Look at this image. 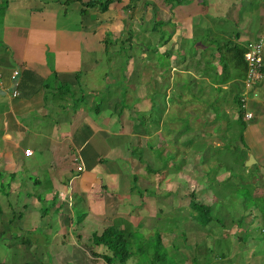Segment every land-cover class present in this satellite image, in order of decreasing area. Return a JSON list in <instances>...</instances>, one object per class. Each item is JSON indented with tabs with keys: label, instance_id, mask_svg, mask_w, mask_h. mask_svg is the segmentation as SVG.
<instances>
[{
	"label": "crops",
	"instance_id": "crops-1",
	"mask_svg": "<svg viewBox=\"0 0 264 264\" xmlns=\"http://www.w3.org/2000/svg\"><path fill=\"white\" fill-rule=\"evenodd\" d=\"M90 1L93 0H0V180L3 181L0 185L8 189L6 207L1 208V217L5 218L1 228H6L5 233L11 240L12 235L26 231L29 243L24 244L19 239V246H23L21 243L32 246L39 240L44 242L49 250L40 264H107L101 256L94 255V251L95 254L104 251L92 244L93 235L101 234L105 227L94 232L87 221L109 215L107 202L113 197L118 199L111 195L116 190L122 194L128 187V165H124L126 157L121 152L128 141L124 140L121 151L119 146L110 143L112 135L126 136L128 130L125 124L123 129L116 125L123 120L120 113L109 108L106 111L91 109L93 101L88 95H82L79 103L71 97L76 95L72 90L79 85V78L89 86L90 77L84 80L80 75L86 70H91L93 75L101 55L107 54L106 41L110 44L112 37L125 34L127 21L134 23L141 17L139 10L149 8L153 30L163 36L158 46L169 61L167 66L161 67V72L157 63L151 64L152 81L169 84L166 103L172 100V91L181 92L175 97V106L191 104L194 108L183 109L188 113L182 114L185 118L191 116L188 129L196 128L202 137L210 138L204 139L208 147L202 142L198 145L192 140L184 142L181 146L184 153L195 150L208 155L210 148L237 153V148L241 147L248 156L246 161L254 155L256 163L261 165V173L258 177L251 175L248 182L262 186V189L256 188L254 194L262 195L259 202L264 203V77L254 87H247L246 62L234 57L235 50L246 49L249 43L264 39V0H258L257 6H248L250 0H183L182 3L112 0L106 11H102L99 4L85 7ZM128 5L133 8L127 9ZM83 9L88 10L84 13ZM133 10L135 12L131 13ZM226 40L229 45L225 44ZM130 61L133 64L134 61ZM133 70V65L129 66L128 72L133 73ZM153 70L158 72L154 74ZM180 74L183 75L180 77ZM105 79L110 85L117 81L107 74ZM199 85L202 92L195 90H199ZM210 90L219 95L215 111L210 104L201 102L211 99L206 95ZM244 96L247 97L245 108L241 102ZM195 99L200 102H194ZM244 110L252 112L253 118L246 120ZM216 111L222 117L216 115ZM129 120L133 121L134 131L138 121L134 117ZM237 127L239 131L233 136ZM136 131L142 133L140 129ZM213 140L216 142H211ZM29 148L34 154L26 156L24 152ZM218 162L216 174L219 169L226 168ZM80 165L83 170L79 172ZM218 177L216 182L230 180ZM26 186H35V189L27 192ZM23 189L28 198L26 204L19 205ZM83 198H86L84 202ZM78 201L89 210L86 220L78 224L81 228H75L74 211L64 210V206H73ZM22 206L28 208L25 209L27 214ZM260 206L242 216L246 224L236 218L228 229L237 241L232 240L231 245L238 252L245 251L242 245L250 243L243 254L246 264H256L261 246L264 247V206L259 209ZM50 210L51 214H43ZM53 214L59 221L65 218L64 225L55 227L54 232L46 229L50 227L47 222ZM40 228L45 230V235L39 234L42 233L38 231ZM66 232L69 233L67 238ZM246 232L249 238L243 239ZM53 241L56 243L52 244ZM68 243L76 253L63 255L66 258L49 254L51 249H68ZM229 256L230 253L224 254L223 258Z\"/></svg>",
	"mask_w": 264,
	"mask_h": 264
},
{
	"label": "rangeland",
	"instance_id": "rangeland-1",
	"mask_svg": "<svg viewBox=\"0 0 264 264\" xmlns=\"http://www.w3.org/2000/svg\"><path fill=\"white\" fill-rule=\"evenodd\" d=\"M248 3H250L248 6H257L255 3H258V0H250ZM128 6L127 9L133 8V5ZM148 10L149 8L145 11L139 10V13L142 14L141 17H137L134 23L127 21L125 34L112 37L111 43L107 47V54L101 55L98 66L94 67L93 75L91 70H86V73L80 75L84 80L90 77L88 79L89 86L79 78V85L74 86L72 90L76 95L72 96L71 99H74L76 103H79L78 99L82 95H88L93 101L91 105L93 108L99 107L103 111L109 108L114 112H121L124 107L125 110L121 114L123 120H119V124L116 125H121V129H123V124H125L128 130V135H112L110 139V143L119 146L120 151L124 140L128 141L127 148L125 147V150L122 149L121 151L126 157L124 160L127 164L124 165H128L126 169L128 172V187H125L122 194L118 190L114 194L111 193V196L116 195L118 199H115V197L111 199L109 196L110 200L107 202L110 208L109 215L96 220L89 219L87 221L88 225L91 231L97 232L99 228H106L109 225L124 228L127 226L126 224H129L131 231L134 232V238L129 242L132 257L126 264H192L193 260L196 264H246L243 254H246L250 243L242 245L246 247L245 251L238 252L237 249H234V245H231L232 240L235 243L237 241L233 239L234 237L230 235L228 229L232 218L236 217L240 219V222L246 224V220L242 216L247 213L251 214L258 208L262 195H255L254 192L256 188L262 189V186L248 182V179L251 175L258 177V174L261 173L259 170L261 165L259 166L255 162L251 166H246V161L244 167L242 164L243 157H240L237 153H231L232 151L229 150L224 153L220 149L210 148L208 155L198 154L195 150L184 153L183 148H181L184 142L192 140L197 145L202 142L207 146L204 139L210 138L202 137L201 131H195L196 128L194 127H192L194 130L188 129V124L190 125L189 117L191 116L185 118L184 115H188V113H184L185 110L183 109L193 110L194 108L191 104L185 105V107L175 106V97H179L181 92L172 91L170 93L172 100H167L166 103L164 100L168 95L169 84L152 81L151 64L157 63L156 67L161 72V67L167 66L169 61L160 51L158 45L161 44L160 40L163 36L158 31L153 30L154 21H149L150 11L147 12ZM133 12L135 10L131 13ZM254 12L255 15L258 14L257 11ZM74 18H77V14H74ZM253 19H256L255 16H253ZM136 21L138 22L136 23ZM131 59L134 61L133 64L130 61ZM132 65L134 70L133 73H130L128 72L129 66ZM105 72L108 77H116V84L110 85V82L106 81ZM157 72L153 70L154 74ZM182 75L180 74V77ZM155 79L156 77H154ZM199 86V90L196 88L195 90L202 92L203 88L201 85ZM179 87L181 88V84H179ZM123 91L126 92V95ZM206 95L211 96V99H203L201 102L210 104L213 111L217 110L218 102H220L218 93L215 90H210ZM91 101L89 104H91ZM194 102L199 103L200 100L195 99ZM100 103L101 105H99ZM218 113L216 111L215 114L222 117ZM131 117H134L136 122L138 121L136 124L138 128L136 126L135 128L140 129L141 134L135 133L137 132L136 129L133 131V121L129 120ZM162 118L165 119L162 124V131H158L152 136L143 132L142 123L150 124L151 130L154 131L157 129L156 124H159ZM230 126L233 127L234 125ZM171 127L175 128L171 129ZM238 131L237 127L235 133L233 132V136ZM191 135L193 136L190 137ZM230 141H233V138ZM199 149H203V147H199ZM143 161L146 162L143 163ZM217 161H219L220 166L225 163V169L227 170L221 171L219 169L216 174L215 164ZM147 166L158 170L160 173L156 174L149 171ZM211 168L214 170L212 173L207 174L206 172ZM133 175H138V180L134 185V190L132 188L130 193V185H133L132 179L135 177ZM217 176H219V179L227 178L230 180L216 182ZM204 179L206 181L202 183ZM0 182L3 181L0 180ZM189 184L190 186H188ZM207 188L211 195L209 191L207 192ZM32 189H35V186H26L27 192ZM7 190L5 185H0V230L2 229V222L5 220L1 217V208L6 207ZM191 191L197 194L196 200L198 202L211 205V212L216 220L213 224L205 226L204 223L199 221L198 214L190 208ZM20 193L22 194L19 196L21 202L19 205H24L28 195L24 189ZM126 195L129 196L126 198ZM214 197L219 198V200ZM9 198L13 197L10 196ZM85 200L86 198H83L82 202ZM262 204L264 205V203ZM22 207L24 208L22 211L27 214L28 210L25 209L28 208ZM261 208L262 206L259 207V209ZM64 210L66 212L74 211L76 216L73 219L76 224L75 228H81L78 224L86 220L85 215L89 211L79 201L78 204L74 202L73 206H64ZM51 212L52 210L50 212L44 211L43 214H51ZM49 216L46 217V220L52 219L47 222L48 227L54 225V228L46 227L47 230L54 232L55 227L64 225V217L60 218V222L55 214L50 218ZM237 225L240 228L242 227L240 223H237ZM43 228L38 229L39 232L42 231V233H39L41 235H45V228ZM225 232H227L228 237L225 236ZM23 233L25 234L16 233L12 235L14 236L13 240L8 237L10 239L8 241L7 238L2 237L3 234L0 235L3 239L2 243L0 242V264H40L44 262L49 247H46V244L40 240L35 241L37 244L34 243L32 246L23 243H21L23 246H19L20 236L27 235L26 231ZM209 233L212 234L209 235ZM246 233L242 235L243 239L249 236V233ZM159 234L163 235L165 247H161L159 250L149 249L146 240L152 237L154 241L152 239L148 242L149 245L158 246L155 239H158L156 237ZM65 235L67 238L69 233L66 232ZM60 237L62 238V236ZM211 240H214L212 245ZM54 243L56 242L53 241L52 244ZM11 245L14 247V251L9 248ZM67 248L51 249L49 254L66 258L63 255L76 253V250L72 249L69 243ZM138 248L141 252L138 251ZM261 249V255L256 258V264H264V247L261 246ZM100 251L107 252L106 247H101ZM222 253L227 255L230 253V256L224 259L221 257ZM154 256H157L159 260L153 263ZM258 260L260 261L258 262ZM47 264L52 263L47 262Z\"/></svg>",
	"mask_w": 264,
	"mask_h": 264
},
{
	"label": "trees",
	"instance_id": "trees-1",
	"mask_svg": "<svg viewBox=\"0 0 264 264\" xmlns=\"http://www.w3.org/2000/svg\"><path fill=\"white\" fill-rule=\"evenodd\" d=\"M173 1H177L178 3H182L183 0H173ZM112 3V0H93V1H90L86 4H84L85 7H94L95 5H100L102 7V11H106L110 4ZM88 9H83V12H87ZM107 47L109 45V41L107 42ZM225 44L226 45H229V41L226 40L225 41ZM231 50H232V47H231ZM246 52V49H242L240 48L235 50V53H234V57L236 58V60H240L241 58L244 59V54ZM245 61V59H244ZM124 94L126 95V92L123 91ZM97 105V104H96ZM101 105V103L99 104ZM91 109H96V110H100L99 107H90ZM116 108V106H115ZM123 109L124 107L122 108L121 112H118L120 114H122L123 112ZM162 120L159 121V124H156L157 125V129L152 131L151 130V127H150V124L146 125V123H142V130L144 133L148 134L149 136H152L154 135L155 132L157 131H160L161 128H162ZM237 153L240 152L239 156L240 157H243V161H242V164L244 165L245 167V162H246V159H247V154H246V151L243 150L241 147H238L237 148ZM142 153V152H141ZM236 154V153H234ZM240 164V163H239ZM223 165H225V163H223ZM151 166V165H150ZM148 167L149 171L153 172V173H160L158 172V170H154L152 167ZM214 169H210L208 172H206L207 174L209 173H212ZM217 170V169H216ZM135 176L133 178V190H134V185L137 183V180H138V175H133ZM209 178V177H207ZM205 178V179H207ZM203 180L202 183H204L206 180ZM210 179V178H209ZM190 186V184L188 185ZM6 195H8V193H6ZM196 196L197 194L194 192V191H191L190 192V208L196 212V214H198V217L199 218V221L204 223L205 226L208 225V224H213L215 220V217L213 216V213L211 212L212 208H211V205L209 204H203V203H200L196 200ZM262 206H264L262 203H260ZM263 209V208H262ZM2 210V209H1ZM234 220H236V217L232 218L231 222H233ZM129 223V222H128ZM127 226H125L124 228H121L119 226H112V225H109L107 226L103 232L101 234H98V233H95L94 236H93V239H92V244L95 245L96 247L97 246H100V247H106V251H104V253L102 254H95V251H94V255L95 256H101V258H103L107 264H126L127 261L132 257V250L130 249L129 247V242L133 240L134 238V232L131 231L130 229V226L129 224H126ZM3 228L0 230V235H2L5 231H2ZM212 234V233H209V235ZM8 234L7 233H4L2 235V237L7 238V241L10 240L8 239ZM152 236V235H151ZM2 237H0V242L3 241ZM210 237V236H209ZM158 239H155L158 246H150L148 242L152 241V237H149L147 240H146V244L148 245L147 247H149V249H155V250H159L161 247H165L164 245V242H163V235H157ZM21 240V242H23L24 244H27L29 243V239L27 236L25 235H22L20 236L19 238ZM132 239V240H131ZM154 241V239H153ZM211 245L214 243V240H211ZM2 243V242H1ZM0 243V244H1ZM154 243V242H152ZM174 245V244H173ZM172 245V246H173ZM138 251L141 252L140 248H138ZM134 252V250H133ZM224 256V253L221 254V257ZM154 261H152L153 263L156 261V260H159V258L157 256H154ZM18 260V259H17ZM192 262V261H191ZM194 262V263H193ZM192 264H196L195 261L193 260ZM5 264V263H4ZM21 264H27V263H21Z\"/></svg>",
	"mask_w": 264,
	"mask_h": 264
},
{
	"label": "built area",
	"instance_id": "built-area-1",
	"mask_svg": "<svg viewBox=\"0 0 264 264\" xmlns=\"http://www.w3.org/2000/svg\"><path fill=\"white\" fill-rule=\"evenodd\" d=\"M244 59L247 66L245 84L247 87H254L264 77V39L249 43L244 54ZM17 73L16 71L15 74ZM254 95L257 96V93L255 92ZM241 102L243 108H245L247 105V97H242ZM253 116L252 112L245 110L244 118L246 120L253 118ZM24 153L26 156H29L33 155L34 151L29 148ZM82 170L83 166H78V171L80 172Z\"/></svg>",
	"mask_w": 264,
	"mask_h": 264
},
{
	"label": "water",
	"instance_id": "water-1",
	"mask_svg": "<svg viewBox=\"0 0 264 264\" xmlns=\"http://www.w3.org/2000/svg\"><path fill=\"white\" fill-rule=\"evenodd\" d=\"M255 162H256V159H255L254 155H250L248 161L246 162V166H251Z\"/></svg>",
	"mask_w": 264,
	"mask_h": 264
},
{
	"label": "clouds",
	"instance_id": "clouds-1",
	"mask_svg": "<svg viewBox=\"0 0 264 264\" xmlns=\"http://www.w3.org/2000/svg\"><path fill=\"white\" fill-rule=\"evenodd\" d=\"M18 73H19V72H18ZM18 73H17V74H18ZM17 74H16V75H17ZM14 78H15V77H14ZM256 93H257V92H256ZM244 111H245V110H244Z\"/></svg>",
	"mask_w": 264,
	"mask_h": 264
}]
</instances>
